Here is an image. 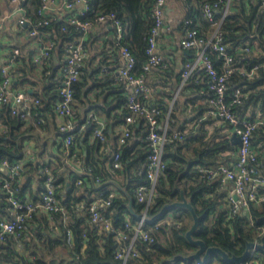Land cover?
Masks as SVG:
<instances>
[{
	"label": "trees",
	"instance_id": "trees-1",
	"mask_svg": "<svg viewBox=\"0 0 264 264\" xmlns=\"http://www.w3.org/2000/svg\"><path fill=\"white\" fill-rule=\"evenodd\" d=\"M216 1L183 0L188 7V14L182 22L183 29L191 26L197 28L201 34L209 35L214 27L205 17L203 7ZM87 2L89 12L80 15L81 20L99 26L102 25L96 20L99 13L115 12L125 27L124 36L119 42L114 37V29L110 30L113 33L103 43H97V39L100 38L97 31L91 28L88 30L85 45L90 52L94 50V53H89L90 55L86 57L80 78L73 84V104L76 109L73 120L77 129L70 154L71 156L75 154V157L87 163L90 171L87 175H79L72 170L67 171L59 157L56 160L46 159L48 147L40 143L44 142L54 129L59 131L54 119L57 115L55 104L60 98L61 75L58 74V67H53L49 60L46 65L41 66L40 84L36 87L37 79L34 74L38 65L32 55L25 59V63L24 58L21 59L22 52L19 51L15 61L20 60L22 67L16 69L24 74L20 73L17 83H13V86L16 87L20 83L27 90L24 85L27 82L32 84L34 91L31 95L39 102L34 104L32 117L28 120L12 113L8 104L0 107V160L23 159L28 140L35 139L37 146L35 158L24 163L21 177L14 181L13 185L18 188L17 194L20 197L37 200L43 190L45 179L43 170L49 168L67 216L63 211L53 212L51 216L41 210L34 212L20 232L18 240L22 247H18L15 237L10 236L0 244V261L11 264H121L113 255L116 245L113 235L108 231L98 234V226L89 221L88 207L97 196L106 197L113 189L118 191L116 196L109 206H102L101 211L116 225L123 224L127 218L137 220L129 211V196L132 197L133 206L138 213H142L145 207L134 195L137 185L148 181L146 168L149 146L144 139L147 131L144 121L136 122L132 135L125 142L118 141L121 133L118 127L122 126L128 112L126 101L129 92L124 83H118L114 79L115 70L122 63L119 58V48L122 45H128L136 57L134 73L138 75L144 73L152 88L151 95L146 101L160 109L159 130H162L161 125L167 122L170 135L174 131L183 135L182 139H170L166 144L164 158L167 167L158 178L159 195L147 209L148 216L156 215L166 203L179 199L182 188L200 215L194 236L204 239L207 245L221 246L230 254L243 253L247 241L261 239L259 231L264 227V220L261 219L264 215V202L260 204L250 202L247 211L241 209L240 213L228 218L226 190L221 186V181L217 178L208 179L202 175L200 167L230 164L236 159L238 150V143L232 141L229 132L230 124L206 115L212 92L207 88L208 80L204 68L198 67L184 81L180 95L174 98L177 86L182 83L183 67L194 56L196 49L191 48L193 55L184 60L179 72L175 71V65L170 64L164 53L163 63L145 72L144 64L149 57L147 30L152 26V8L155 0H87ZM41 4L42 0H28L25 3L26 14L32 24H28L24 29L30 33L36 28L38 30L36 36L41 35L44 40H54L55 47L60 45L63 51L64 43L81 36L84 30L62 19L44 24L46 17L39 13ZM220 17L221 11L216 13V19L221 21L223 43L227 45V53L233 55L235 66V71L228 79V94L236 88H241L248 95L243 96V101L234 104L233 108L240 115L255 117L264 113L263 0H230L227 14L222 20ZM107 49L113 51L106 53ZM157 53L161 52L157 50ZM207 53L215 66L221 70L223 60L218 52L209 47ZM16 69L12 67L11 73ZM25 74L27 77L23 78ZM167 80L170 81L168 90L164 89L169 82ZM160 94L165 95L166 99L157 100L155 96ZM88 109H95L97 115L105 117L106 120H103L105 141L99 137L91 138L98 123L89 120ZM84 112L87 113L83 115ZM200 117L204 118L200 120ZM58 134L62 141L65 133L59 131ZM252 139L258 152L260 167L263 168L264 128L254 130ZM76 143L80 146L82 144L81 150ZM83 145L88 148L86 154ZM59 148L60 155H63L62 143ZM115 151L120 153L123 167L114 166ZM36 177L39 184L34 191L29 183ZM112 181L126 188L127 193L117 189ZM103 183V186L97 188V185ZM27 189H30L29 194ZM9 208V202L0 199V220L11 215ZM168 214H171L169 216L171 222L154 226L152 230L154 241L139 242L137 245L139 255L131 257L127 264H181L180 259L172 258L179 254H190L196 249V245L186 237V231L193 220L191 212L186 208L175 207L164 217ZM62 246L67 250L69 257L63 259V263L56 262V250ZM259 253L264 261V251L259 250ZM188 264H191V261ZM210 264L236 263L225 261L220 255L213 253Z\"/></svg>",
	"mask_w": 264,
	"mask_h": 264
},
{
	"label": "built area",
	"instance_id": "built-area-1",
	"mask_svg": "<svg viewBox=\"0 0 264 264\" xmlns=\"http://www.w3.org/2000/svg\"><path fill=\"white\" fill-rule=\"evenodd\" d=\"M27 1L11 0L17 9L22 10L23 14L18 22L25 25L32 24L29 16L26 14L25 3ZM50 1L42 0L39 11L40 14L42 13L46 17L44 24H48L49 21L55 19H62L84 30L81 36L64 43L67 55L59 72L61 75L59 85L60 98L55 104V111L64 117L59 124V131L65 133L62 137V157L65 158L67 163V159L73 157L74 162L81 166V169L77 171L89 173L90 166L85 162L83 163L80 158L75 157V154L72 156L70 154L77 129V125L73 120L76 111L73 104V84L80 78L84 60L89 55L85 40L88 38V30L93 27L92 22L81 20L79 16L89 12V5L87 0H64L60 10L50 13L48 11ZM77 3H84L85 5L80 13L65 12L66 9L70 10L74 8ZM166 3L167 0H155L152 8V26L147 30L149 41L147 51L149 57L144 64L145 72H149L152 67L163 63L164 54L157 53V41L158 36L165 27L164 14ZM229 3L230 0H217L215 3L205 4L203 13L213 23L214 28L212 32L205 36L197 28L186 26L179 43L183 48L196 49L194 56L183 67L181 73L182 84L198 67L204 68L208 80L207 88L212 92L206 115H211L223 122H228L233 130V134L240 137L237 157L233 162L230 164L220 163L217 167H200L203 176H206L208 179L217 178L221 181V186L226 190L225 200L229 207L228 218H231L235 214L240 213L241 209L247 211L250 207V202H254L255 204L264 202V167H260L261 163L258 160V152L252 139L254 130L264 128V113L255 117L238 114L234 110L233 105L241 103L243 96H247L248 94L244 93L241 88H236L228 94V79L235 71L234 58L233 55L227 53V45L223 43V33L220 30L221 21L216 19V13L221 11L220 18L222 20L228 12ZM96 20L98 22H109L114 26L116 41L119 42L123 38L125 32L124 23L117 18L115 12L108 14L99 13ZM30 34L36 36L38 30L34 28L30 31ZM54 47V40H43L37 54L33 58L34 62L46 65L50 60ZM209 47L216 50L222 57L221 70L215 66L212 58L208 55L207 49ZM245 49L248 50V48ZM119 58H121L122 63L116 68L114 79L118 83H124L129 88L126 101L128 112L121 126L119 143L125 142L132 135L136 122L143 120L147 126L144 139L149 146L146 168L148 181L138 184L134 191L137 201L144 203L145 207L136 221L127 218L123 224L116 225L111 218L101 211V207L109 206L116 196L118 191L113 189L106 197L97 196L89 204L88 212L89 221L98 226V234L108 231L113 235L116 241L113 255L121 261V264H127L131 257L139 255L137 248L139 242L154 241L155 237L152 233L154 226L156 227L163 222H171L170 215L160 220L149 222L148 217L150 216L147 214V209L159 195L157 189L158 178L167 167V162L164 158L166 144L170 139H182L183 135L178 131H174L170 135L167 122L163 126L161 125L162 130H159L160 109L156 105L147 103L146 99L150 97L152 88L147 82L144 73L139 75L134 73L136 57L128 45L120 46ZM38 102L39 100L32 96L28 90L13 86L10 67L3 62L0 55V107L8 104L11 107L12 113L19 114L22 119L28 120L32 117L34 104ZM88 117L89 120H94L98 123L92 132V136L94 138L99 137L102 141H105L104 121L95 111L89 112ZM203 118L200 117V120ZM28 157L29 159H33L34 154ZM113 162L115 167H123V162L118 151L114 152ZM23 169L24 163L21 159L10 161L5 158L0 160V199H5L9 202V211L11 213L9 217L0 220V244L4 243L10 236H14L17 240V246L22 247V243L18 240L20 232L24 229L26 221L37 210H41L49 216L53 212L63 211V214L67 216L65 206L59 198L57 185L49 168L43 170L45 179L39 199L32 200L28 197H20L17 194L18 188L13 185V182L20 179ZM148 223H151V225ZM263 234L264 227H261L259 235L262 237ZM259 250L256 246H252L244 263L264 264ZM182 263L188 264L185 261H182ZM0 264H11V262L0 261ZM191 264L199 263L191 262Z\"/></svg>",
	"mask_w": 264,
	"mask_h": 264
},
{
	"label": "crops",
	"instance_id": "crops-1",
	"mask_svg": "<svg viewBox=\"0 0 264 264\" xmlns=\"http://www.w3.org/2000/svg\"><path fill=\"white\" fill-rule=\"evenodd\" d=\"M64 0H51L49 3V9L48 11L50 13H53L55 11H58L62 8ZM84 3H77L74 8L70 10H65L68 13H80V11L84 8ZM22 10L17 9L16 6L11 2V0H0V55L2 56L3 62L9 65L10 69L14 67V69L22 67V62L20 60L15 61L16 55L19 51H21V59L24 58V62L26 63L25 59L32 55L33 58L37 54L41 42L44 40V38L40 35L34 36L31 35L28 30L24 29V26H21L18 22L19 18L22 15ZM188 14V7L183 3V0H167L166 7H165V27L164 30L161 32L160 37L158 38V47L157 50L161 53L166 54L167 60L170 62V64H174L176 67V72H179V69L183 66L184 60L191 55H193V50L191 48H183L180 45V39L183 36V27L182 22L185 16ZM102 25H95L91 28L94 31H97V33L100 35L97 39V43H103L105 42L113 33V31H110L111 29H114V26L109 22H100ZM197 23L199 24V20H197ZM99 30V31H98ZM115 31V29H114ZM60 45H56L54 50L52 51V56L50 59V64L53 67H58V74L60 72V69L66 59L67 51L65 48V45L63 47V51L60 49ZM113 49H107L106 53H111ZM89 53H94V50H92ZM90 55V54H89ZM110 60H113V58H110ZM37 70L35 72V79H37V85L39 86V77H41V66L42 64L36 63ZM24 74L23 72H18L13 70L12 77L14 80V84L18 81V76ZM29 76V75H28ZM27 77V74L24 75L23 78ZM156 81H158V78H156ZM169 81V80H167ZM170 81L164 86V89H170ZM182 83H180L174 93V98L180 95V92L182 90ZM17 88H23L22 84L19 83V85L16 86ZM24 87L27 88L28 92L34 91V87L32 84H29L28 82L24 85ZM160 89V88H159ZM91 95V94H90ZM154 98V97H153ZM157 100H165L166 97L163 94L155 96ZM154 98V99H155ZM173 98V99H174ZM153 104V103H152ZM93 110L88 109V113ZM87 112L82 113L85 115ZM102 120H106L105 117L100 116ZM64 117L60 116L58 113L54 119V121L57 122L58 126L63 120ZM110 123V122H109ZM113 125L111 126V128ZM118 128L121 129V126ZM213 128V125L210 127ZM229 130V129H228ZM59 131L54 129L48 136L47 140L45 139L44 142L40 144H46L48 147V153L45 154L47 160H56L57 156L54 154H60V145L62 141H60V135L58 134ZM224 132V130H223ZM230 135L232 136L233 130L230 128L229 130ZM53 137V138H51ZM84 137V136H83ZM82 137V138H83ZM91 138L93 139L92 135ZM89 143L91 144V140H89ZM77 144V143H76ZM81 144V143H80ZM78 149L81 150V146L78 145ZM84 146V145H83ZM84 154L88 152V148L86 146L83 147ZM37 150L36 146V140L30 139L28 140L26 146H25V156L22 160L23 163H25L27 160H29L30 155L34 154ZM102 150V149H101ZM35 157H33L34 159ZM68 164H65V169L67 171H74L76 173L77 170L81 169V166L76 164L74 162V158L70 157L67 159ZM79 174V173H78ZM80 175V174H79ZM27 180H25L26 182ZM34 191H36V187L39 184L38 177L31 180L29 183ZM30 189H27V194H29ZM171 216V214H168ZM183 264V263H181Z\"/></svg>",
	"mask_w": 264,
	"mask_h": 264
},
{
	"label": "water",
	"instance_id": "water-1",
	"mask_svg": "<svg viewBox=\"0 0 264 264\" xmlns=\"http://www.w3.org/2000/svg\"><path fill=\"white\" fill-rule=\"evenodd\" d=\"M51 138H53V137H51ZM232 141L234 143H239L240 137L236 134H233L232 135ZM54 155L61 158L66 164H68L66 162L65 158L62 157V155L57 154V153ZM78 173L82 174V175H87V173H85V172H78ZM112 182H113V184H115V186L118 189L127 193L126 188L122 187L120 184H118V182H116V181H112ZM103 185H104V183L99 184V185H97V188H100ZM175 207L186 208L191 212L193 220H192V223L190 225V228L186 231V237L188 238V240L192 244L196 245V249L187 255H183V254L176 255L172 258V260L180 259V261H185V262L191 261V262H198L199 264H210L211 255L213 253H216V254L220 255L225 261L236 263V264H245L244 262L248 256L252 246H256L258 249L264 251V234L261 237L260 241H251V240L247 241L246 248H245L244 252L241 254H230L225 249H223L221 246L207 245V243L204 239L195 237L194 233L198 229V225H199V221H200V215L198 214L194 205L192 204L191 199L186 196V194L182 188H180V198L179 199H176L174 201L166 203L159 213H157L156 215H154L152 217H148V221L152 222V221H155V220H158V219L164 217V215L169 213L170 210H172ZM128 208H129V211L131 214L135 215L137 218L140 217V213H138L133 206V199L131 196H129ZM261 219L264 220V215L261 216Z\"/></svg>",
	"mask_w": 264,
	"mask_h": 264
},
{
	"label": "rangeland",
	"instance_id": "rangeland-1",
	"mask_svg": "<svg viewBox=\"0 0 264 264\" xmlns=\"http://www.w3.org/2000/svg\"><path fill=\"white\" fill-rule=\"evenodd\" d=\"M57 254H56V262H61L63 263V259H67V256H68V252L67 250L65 249V247H59L57 248L56 250ZM69 257V256H68Z\"/></svg>",
	"mask_w": 264,
	"mask_h": 264
},
{
	"label": "bare ground",
	"instance_id": "bare-ground-1",
	"mask_svg": "<svg viewBox=\"0 0 264 264\" xmlns=\"http://www.w3.org/2000/svg\"><path fill=\"white\" fill-rule=\"evenodd\" d=\"M40 192V191H39ZM12 241V240H11ZM173 257V256H172Z\"/></svg>",
	"mask_w": 264,
	"mask_h": 264
}]
</instances>
